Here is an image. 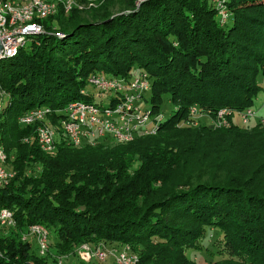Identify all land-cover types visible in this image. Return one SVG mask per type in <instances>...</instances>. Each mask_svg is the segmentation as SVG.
Instances as JSON below:
<instances>
[{
	"label": "trees",
	"instance_id": "obj_1",
	"mask_svg": "<svg viewBox=\"0 0 264 264\" xmlns=\"http://www.w3.org/2000/svg\"><path fill=\"white\" fill-rule=\"evenodd\" d=\"M80 1L82 10L45 20L47 34L0 61L9 95L1 142L14 174L0 188V210L16 222L0 228L9 232L0 237V264H47L22 239L34 225L56 234L58 254L102 241L142 248L138 264H195L186 251L213 228L242 264H264V127L190 124L195 105L212 114L254 107L264 0H229L224 26L212 0ZM136 66L152 81V108L165 114V100L174 108L155 135L62 144L50 155L36 126L17 121L37 107L92 102L81 95L91 75L129 77Z\"/></svg>",
	"mask_w": 264,
	"mask_h": 264
},
{
	"label": "built area",
	"instance_id": "obj_2",
	"mask_svg": "<svg viewBox=\"0 0 264 264\" xmlns=\"http://www.w3.org/2000/svg\"><path fill=\"white\" fill-rule=\"evenodd\" d=\"M96 1L87 0L89 7L95 6ZM83 8L80 0H0V61L17 57L36 38L47 34L45 20ZM56 35L64 36L60 32ZM87 87L92 90L88 91ZM86 88L81 95L93 97L92 102L76 101L58 110L37 107L18 117L21 126H36V137L43 152L53 155L62 144L73 148L105 142L129 144L139 137L155 135L165 118L151 106L152 81L145 71L138 70L129 77L93 74ZM8 97L0 85V126ZM263 107L264 103L259 109L251 107L242 112L225 108L212 114L195 105L190 108V124L198 126L205 117L207 126L214 128L264 124V114L260 112ZM13 177L0 133V187L7 186ZM15 225L13 212L1 209L0 228ZM48 232L44 226L34 225L25 237L34 236L41 254H45ZM82 248L89 260L106 262L111 254L116 258L115 264H138L137 257L126 250L106 252L102 248L91 249L88 244Z\"/></svg>",
	"mask_w": 264,
	"mask_h": 264
},
{
	"label": "rangeland",
	"instance_id": "obj_3",
	"mask_svg": "<svg viewBox=\"0 0 264 264\" xmlns=\"http://www.w3.org/2000/svg\"><path fill=\"white\" fill-rule=\"evenodd\" d=\"M215 4L216 7V11H217V17L220 21L221 25H226L229 21H230V10L228 7V2L229 0H212ZM223 10V12H221ZM120 9L119 7H117V9H115V12H119ZM139 68H135V71H138ZM104 74V73H103ZM105 76L109 77V74H104ZM257 84L261 90L260 94L258 95L257 99L255 100V104H254V108L259 109L262 104L264 103V90H262V88L264 89V76H260L259 79L257 80ZM86 88V87H85ZM88 91L92 90L91 87H87L86 88ZM170 102L165 100L164 104H163V110H165V114L163 115L164 117L168 118L169 115L171 114V112L174 110V108H172V106L169 104ZM162 110V111H163ZM204 111L209 112L207 110L204 109ZM164 112V111H163ZM163 112H159L161 114H163ZM261 114H264V107L261 108L260 110ZM164 120V118H163ZM200 125H204L207 126V117L203 118L200 122ZM258 125V124H256ZM262 125V127H264V124H260ZM196 127V126H194ZM234 126H230L229 128H222V129H230ZM214 128V127H211ZM217 129H221V128H217ZM10 169V167H9ZM3 188V187H0ZM8 231H1L0 232V237H8ZM28 233V232H27ZM26 233V234H27ZM48 239H47V245H48V250L45 254H41V249L38 246V243L36 241V239L34 238V236H28L25 237V235H23L22 239L24 242H34V246H35V250L36 252H38V254L41 257H45L47 264H115L116 258L113 255H109L106 262H99L96 261L95 259H91L89 260L88 256H86V253L83 252V248L82 246L85 245H89V247L91 249H97V248H102L104 251L107 252L110 250H126L128 251L129 254L134 255L137 257V259H140L141 256V251L142 248H138V250H136L133 246L128 245V246H120L117 244H110V243H105V242H91V243H83L78 247H75L73 249L74 252L72 253H65V254H58V252L56 251V244L58 243V238L56 236V234L51 232H48ZM112 252V251H110ZM187 257L188 259L192 260L195 264H213V263H224L227 261H232V262H237V263H244L241 261V259H239L237 256L233 255L231 253V251L229 250V247H227L226 245H224L223 242V236L222 233H220L219 230L217 229H213V228H208L206 230V234L205 237L202 238V240L198 243V248L194 249V250H189L186 251ZM247 264V263H245Z\"/></svg>",
	"mask_w": 264,
	"mask_h": 264
}]
</instances>
